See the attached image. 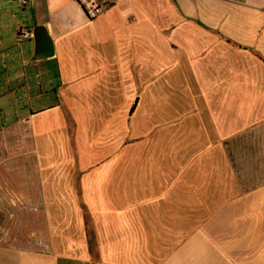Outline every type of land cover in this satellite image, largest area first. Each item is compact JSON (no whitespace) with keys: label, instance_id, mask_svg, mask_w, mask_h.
Listing matches in <instances>:
<instances>
[{"label":"crops","instance_id":"0c3cea01","mask_svg":"<svg viewBox=\"0 0 264 264\" xmlns=\"http://www.w3.org/2000/svg\"><path fill=\"white\" fill-rule=\"evenodd\" d=\"M0 264H264V0H0Z\"/></svg>","mask_w":264,"mask_h":264},{"label":"built area","instance_id":"2783aa9c","mask_svg":"<svg viewBox=\"0 0 264 264\" xmlns=\"http://www.w3.org/2000/svg\"><path fill=\"white\" fill-rule=\"evenodd\" d=\"M20 6H24L27 0H14ZM115 0H79V4L84 10L88 19H95L106 5L114 3Z\"/></svg>","mask_w":264,"mask_h":264},{"label":"water","instance_id":"95a60500","mask_svg":"<svg viewBox=\"0 0 264 264\" xmlns=\"http://www.w3.org/2000/svg\"><path fill=\"white\" fill-rule=\"evenodd\" d=\"M35 38L38 45L35 58L41 59L51 56L53 52L51 47L46 43L44 34L36 33Z\"/></svg>","mask_w":264,"mask_h":264},{"label":"bare ground","instance_id":"6f19581e","mask_svg":"<svg viewBox=\"0 0 264 264\" xmlns=\"http://www.w3.org/2000/svg\"><path fill=\"white\" fill-rule=\"evenodd\" d=\"M37 33L43 34L45 33L44 30L42 31L41 29L37 30Z\"/></svg>","mask_w":264,"mask_h":264}]
</instances>
